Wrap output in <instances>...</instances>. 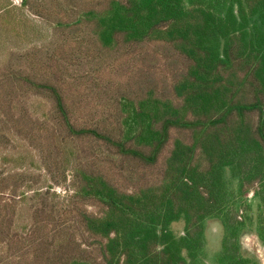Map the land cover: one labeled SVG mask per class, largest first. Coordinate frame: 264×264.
Instances as JSON below:
<instances>
[{
    "label": "trees",
    "instance_id": "1",
    "mask_svg": "<svg viewBox=\"0 0 264 264\" xmlns=\"http://www.w3.org/2000/svg\"><path fill=\"white\" fill-rule=\"evenodd\" d=\"M41 2L51 6L33 15L60 54L44 58L47 70L0 46V264H209L213 221L223 229L214 263L256 264L235 240L253 190L264 242V0ZM8 5L0 0V33ZM128 54L135 76L121 71ZM165 61L168 87L157 75ZM67 69L88 95L101 88L99 120L69 106ZM35 163L46 182L70 168L71 196L29 185Z\"/></svg>",
    "mask_w": 264,
    "mask_h": 264
},
{
    "label": "rangeland",
    "instance_id": "2",
    "mask_svg": "<svg viewBox=\"0 0 264 264\" xmlns=\"http://www.w3.org/2000/svg\"><path fill=\"white\" fill-rule=\"evenodd\" d=\"M41 1L47 0H31L29 4V0H8V9H9V20L11 23L8 25H3L2 29L3 32L0 33L2 36L0 38V46L2 45L1 50H14L17 52H30L33 53V57L39 63V66L42 70H47L48 61L44 58L53 56L59 57V52H55L57 50L53 38V32L50 29V26L46 21H43L40 17L33 15L34 11L40 12L45 9V7H50L51 3L47 6H44ZM33 11V12H32ZM15 30L16 32H13ZM64 42V41H63ZM60 45V43H58ZM55 49V50H54ZM69 47L66 45V50ZM51 58V57H50ZM124 66L121 71L127 73L128 75L135 76V71L137 69V65L132 59V54H128L126 57L121 56L120 63ZM118 64V65H119ZM53 69V66H50ZM171 68V64L169 65L166 61L162 62L161 68L158 69L157 75L161 73L159 79L162 85L168 87L169 85V77L168 71ZM71 69V67H70ZM70 69H67V75H65L66 82L64 83L65 87L69 90L74 92V95H77V98H73L72 101L69 102V106L73 108L77 114L84 115L85 118H91V120H99L101 118L100 113L103 104H107L108 101L104 102L103 96L101 101L97 100L98 92L100 91V87L93 85V91L88 95V90H82L81 87L85 86L86 78H81L79 81L74 80V76L70 72ZM44 72V71H43ZM45 73V72H44ZM46 74V73H45ZM114 74V73H112ZM123 74V73H118ZM116 75V74H114ZM117 76V75H116ZM124 79V76L117 77ZM99 78L95 77V81H98ZM102 79H100L101 82ZM163 80V82H162ZM102 84V83H101ZM160 89L163 86L159 87ZM111 97V96H109ZM178 134H173V136H177ZM36 164V163H35ZM38 165L36 164L31 169V181L29 185L33 187H37L38 185H50L52 190L58 197L67 198L70 197L72 194L71 191V182L73 178V174L70 168L69 172L65 173L66 180H63V175L61 171L54 169L51 174V181L46 182V178L42 170H39ZM107 177L112 181V183L118 187L122 191L129 192L131 191L132 180L130 179H118L115 175H113L110 171H106ZM87 211L94 215H99L101 213V208L99 205L90 204L86 207ZM240 217L245 221L243 224L242 230L239 232L241 233L235 240L236 247H238V251L242 258L245 260H249V256L247 257V253L250 254L251 252L247 250V246L249 245L251 249L254 251V257L261 259V251L259 250V245L262 243H258L256 238L254 237L255 231V224L257 214H259V201L258 199L251 196V193L245 194L242 198V207H241ZM250 221L251 223H249ZM183 230V224H173L172 231L176 236H180ZM245 233V234H244ZM206 234V254L207 260L209 264H216L214 263L220 254L222 248V237H223V229L222 225L218 221H213L208 223L207 228L205 230ZM244 235H249L243 237ZM80 241H82L84 247L92 244L91 241L86 239L85 236L79 237ZM85 240H88L85 242ZM230 241L233 242L232 239ZM254 246L255 248H253ZM227 247L230 248L229 242ZM261 247H264L261 245ZM246 253V254H245ZM218 255V256H217Z\"/></svg>",
    "mask_w": 264,
    "mask_h": 264
},
{
    "label": "flooded vegetation",
    "instance_id": "3",
    "mask_svg": "<svg viewBox=\"0 0 264 264\" xmlns=\"http://www.w3.org/2000/svg\"><path fill=\"white\" fill-rule=\"evenodd\" d=\"M248 193H251V196L252 197H254V198H256L257 199V197L255 196V192L253 191V190H250V191H248V192H246L245 194H248ZM259 201V200H258ZM258 216H259V214H257V217H256V223L258 222ZM249 223H251L250 221H248ZM257 227H258V223L257 224H255V231H254V237L256 238V241H258V243L260 244V243H262L261 245L262 246H264V242H262L260 239H259V237H258V235H257V232H256V230H257ZM245 234V233H244ZM246 236H249V235H244L243 237H246ZM261 245H259V250L261 251V253H262V255H261V259H259L258 260V258H255L254 257V251L251 249V247L249 246V245H246L247 246V250H248V252L250 251L251 253L250 254H246L247 255V257L249 256V260L248 259H246L247 261H249V262H254V263H256V264H264V247H261ZM253 248H255L254 246H252ZM221 251V250H220Z\"/></svg>",
    "mask_w": 264,
    "mask_h": 264
}]
</instances>
